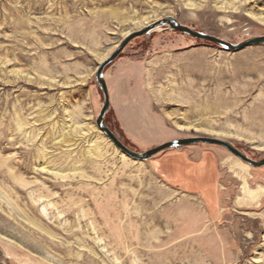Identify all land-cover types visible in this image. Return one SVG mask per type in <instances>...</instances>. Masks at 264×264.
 I'll list each match as a JSON object with an SVG mask.
<instances>
[{
    "label": "rangeland",
    "instance_id": "obj_1",
    "mask_svg": "<svg viewBox=\"0 0 264 264\" xmlns=\"http://www.w3.org/2000/svg\"><path fill=\"white\" fill-rule=\"evenodd\" d=\"M166 17L232 43L264 35V0H0V264H264V196L238 203L246 162L205 143L134 160L96 124L98 66ZM104 76L105 122L131 149L209 136L264 158V44L164 25Z\"/></svg>",
    "mask_w": 264,
    "mask_h": 264
},
{
    "label": "water",
    "instance_id": "obj_2",
    "mask_svg": "<svg viewBox=\"0 0 264 264\" xmlns=\"http://www.w3.org/2000/svg\"><path fill=\"white\" fill-rule=\"evenodd\" d=\"M164 25H167V29L169 30L182 32V33L188 34L189 36L193 38L200 39L206 42L215 43L229 51H238V50L244 49L249 46L264 44V35L250 37L239 43H232L224 39H221L215 35L197 31L187 25L181 24L174 17H166L140 30L133 31L124 37V39L117 45L116 49L106 59H104L100 63V65L98 66L95 72V77L97 79L98 86L100 87V89L102 90L104 94V104L96 120L97 126L106 134V136L110 139V141L114 144L116 148H118L122 153H124L125 155H127L128 157L134 160L145 161V160L151 159L155 155L167 149H170V148H180V147L197 145L199 143H205V144L219 145V146L226 148L233 155L240 158L241 160L251 165L252 167L264 166V158L261 160H254L248 157V155H246L244 152L239 150L232 142L219 139V138L209 137V136H190V137H184V138H176V139L167 141L165 143L159 144L157 146H154L143 152H138L128 147L118 137V135L115 132H113L110 129V127L106 124L105 115L111 108V100H110L108 86H107L105 76H104V70L106 69L108 65H110L112 62H114L119 57L121 52L126 48V46L132 40H134L137 37L149 34L155 28L159 26H164Z\"/></svg>",
    "mask_w": 264,
    "mask_h": 264
},
{
    "label": "bare ground",
    "instance_id": "obj_3",
    "mask_svg": "<svg viewBox=\"0 0 264 264\" xmlns=\"http://www.w3.org/2000/svg\"><path fill=\"white\" fill-rule=\"evenodd\" d=\"M233 168L234 166H231L232 170ZM247 170H248V165L245 164L243 167L240 168V171L235 172L242 181L241 184L242 196L238 197V203L240 205H247V206L252 204L258 205L260 203L261 197L264 196V186L259 184L256 187H251L248 183L246 176Z\"/></svg>",
    "mask_w": 264,
    "mask_h": 264
}]
</instances>
